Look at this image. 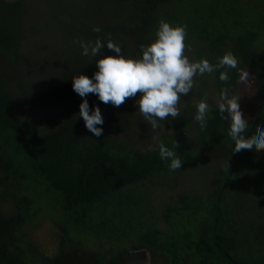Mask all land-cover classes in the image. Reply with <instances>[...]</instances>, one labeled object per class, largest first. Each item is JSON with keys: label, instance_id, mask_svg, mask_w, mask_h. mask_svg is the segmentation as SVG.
Here are the masks:
<instances>
[{"label": "trees", "instance_id": "1", "mask_svg": "<svg viewBox=\"0 0 264 264\" xmlns=\"http://www.w3.org/2000/svg\"><path fill=\"white\" fill-rule=\"evenodd\" d=\"M49 11L34 18L29 0H0V264H132L147 253L155 264H264V151L235 156L218 102L208 101L205 128L194 119L206 89L235 95L245 69L247 138L264 128V0H53ZM162 19L187 26L190 60L216 63L231 51L238 66L228 81L194 77L181 100L196 92L195 101L159 129L136 97L118 107L89 93L104 118L95 137L72 85L35 72L36 39L56 27L74 39L77 59L64 63L72 83L100 58L83 56L79 40L110 39L137 57ZM101 54L115 55L106 45ZM160 143L181 156L180 169L161 160ZM45 219L53 253L31 236Z\"/></svg>", "mask_w": 264, "mask_h": 264}, {"label": "clouds", "instance_id": "2", "mask_svg": "<svg viewBox=\"0 0 264 264\" xmlns=\"http://www.w3.org/2000/svg\"><path fill=\"white\" fill-rule=\"evenodd\" d=\"M187 26L170 24L160 20L155 39L145 45L140 44V55L127 56L118 43L97 37L93 40H79L83 56L95 57L96 71L91 77L79 73L72 77V88L81 98L79 116L83 118L85 128L95 137H101L104 129V118L98 104L91 105L87 99L89 93L105 104L121 105L126 98L136 97L134 103L153 130L159 129L167 117L179 115L178 103L182 95L191 92L196 81L194 77L218 72L220 81L230 79L228 69H236L238 59L231 51L225 52L211 63L207 58L192 61L185 50ZM92 31L100 32L99 26ZM115 55H102L105 47ZM244 86L252 84L251 74L241 76ZM137 93L139 95L137 96ZM218 110L223 119L230 121L228 135L236 145L235 156L264 151V128L258 135L247 138L251 121L242 111V103L236 95H231L227 87H222L218 95ZM209 104L201 99L196 104L194 119L201 129L207 126ZM227 113V115H223ZM97 125H100L99 127ZM161 160H168L172 170L181 168V156L166 144H159Z\"/></svg>", "mask_w": 264, "mask_h": 264}, {"label": "rangeland", "instance_id": "3", "mask_svg": "<svg viewBox=\"0 0 264 264\" xmlns=\"http://www.w3.org/2000/svg\"><path fill=\"white\" fill-rule=\"evenodd\" d=\"M52 1L53 0H29L34 10L33 17L36 18L39 14L48 16ZM72 40H74L73 37L65 36L63 32L59 31L58 27L54 28L48 33H42L40 38L36 39L35 50L37 53L33 59V66L39 77H47L52 83L57 82L64 86L72 85V83L69 82L70 74L68 73V71H71V69L64 66L65 62H68L69 65L71 60L77 59V51L73 52L75 44L72 42ZM34 41L35 39H33V43ZM244 73L251 74L250 72L243 69L241 76ZM235 95L241 97L240 102L242 103V108H246L254 99V89L252 88L251 84L249 86H244L241 83L239 91L235 93ZM206 97L207 102L210 100L213 103H217L218 101L217 97L213 95L212 91L209 89H206ZM195 99L196 92L191 94L190 98L180 100L178 103L179 112L181 111L182 106L185 104V101L191 102L192 104ZM128 102L130 103V101ZM125 103H127V101H124L121 105H125ZM148 146H150L149 143ZM50 226L51 222L45 219L42 225L31 230V236L41 251L53 253L56 249V244L54 243L53 238L49 236L50 232L48 229ZM159 260L161 261V264H163V260ZM132 264L155 263L152 261L151 254L147 253L144 258H139Z\"/></svg>", "mask_w": 264, "mask_h": 264}, {"label": "bare ground", "instance_id": "4", "mask_svg": "<svg viewBox=\"0 0 264 264\" xmlns=\"http://www.w3.org/2000/svg\"><path fill=\"white\" fill-rule=\"evenodd\" d=\"M257 253V252H256ZM263 253V252H262ZM258 256V255H257ZM256 258V257H255Z\"/></svg>", "mask_w": 264, "mask_h": 264}]
</instances>
